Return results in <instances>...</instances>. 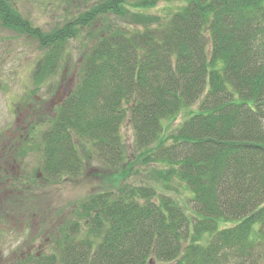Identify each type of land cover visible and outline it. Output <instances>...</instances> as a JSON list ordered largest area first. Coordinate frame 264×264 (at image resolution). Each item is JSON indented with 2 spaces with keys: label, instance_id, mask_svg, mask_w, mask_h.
Returning a JSON list of instances; mask_svg holds the SVG:
<instances>
[{
  "label": "trees",
  "instance_id": "16d2710c",
  "mask_svg": "<svg viewBox=\"0 0 264 264\" xmlns=\"http://www.w3.org/2000/svg\"><path fill=\"white\" fill-rule=\"evenodd\" d=\"M172 1L85 0L46 32L0 0V26L44 52L37 89L68 68L71 42L86 43L76 87L8 151L15 165L33 142L36 181L91 189L63 224L44 217L49 254L14 264H264V0H182L167 17L150 14ZM154 166L152 185L129 182ZM173 177L191 212L157 187ZM25 186L10 215L39 210Z\"/></svg>",
  "mask_w": 264,
  "mask_h": 264
},
{
  "label": "rangeland",
  "instance_id": "374dc122",
  "mask_svg": "<svg viewBox=\"0 0 264 264\" xmlns=\"http://www.w3.org/2000/svg\"><path fill=\"white\" fill-rule=\"evenodd\" d=\"M9 1L24 18L46 32L62 26L79 10L88 9L85 0ZM183 5L182 0L161 2L150 14L167 17ZM111 22L127 26L122 21L111 20ZM84 44L86 43L83 39L71 42L65 63L68 68L60 70L56 78L37 89L33 75L37 62L43 57L44 52L36 41L0 26V264H14L29 254L39 252L49 254L51 229L41 226L44 217L51 218V227H55L57 219L63 224L65 220L72 218L74 205L90 192V184L80 178L72 183L61 182L52 186L45 183L39 174V180L36 181L34 176L39 169L41 158L36 151H33L31 144L33 142L23 145L28 146V153L26 152L23 159L19 157L15 165L14 162H9L8 151L12 143L17 142L18 146V140L26 137L25 131L28 130V126L40 114H52L69 91L76 87L78 62L85 48ZM184 118L180 115L173 128H177ZM171 133L172 131L169 134ZM123 134L129 154L132 155L133 129L127 125L123 129ZM160 168V166H154L149 170L143 168L141 174H134L129 178V182L136 185L143 183L152 185V176ZM138 169L140 170V166L135 171ZM90 170L92 173H98L95 166L90 167ZM14 178L18 179V182L9 180ZM23 183L29 191H32L31 206L35 205L39 210L22 215L20 213L10 215L11 212L6 210V204L10 197L22 194ZM93 183L98 182L93 181ZM157 187L161 192L174 197L189 211L190 208L194 209L191 195L183 190L181 183L175 177L171 179L170 185ZM61 214L63 215L60 218Z\"/></svg>",
  "mask_w": 264,
  "mask_h": 264
}]
</instances>
